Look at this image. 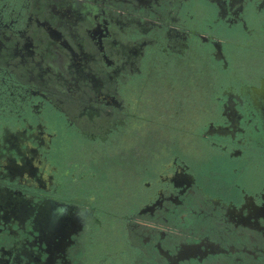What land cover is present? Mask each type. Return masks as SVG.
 <instances>
[{"label": "flooded vegetation", "instance_id": "af4514ba", "mask_svg": "<svg viewBox=\"0 0 264 264\" xmlns=\"http://www.w3.org/2000/svg\"><path fill=\"white\" fill-rule=\"evenodd\" d=\"M0 264H264V0H0Z\"/></svg>", "mask_w": 264, "mask_h": 264}]
</instances>
